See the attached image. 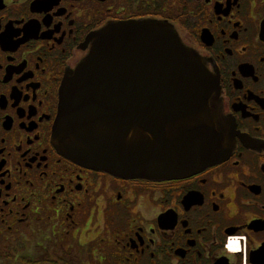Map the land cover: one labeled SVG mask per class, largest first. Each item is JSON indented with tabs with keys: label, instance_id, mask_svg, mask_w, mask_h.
<instances>
[{
	"label": "flooded vegetation",
	"instance_id": "1",
	"mask_svg": "<svg viewBox=\"0 0 264 264\" xmlns=\"http://www.w3.org/2000/svg\"><path fill=\"white\" fill-rule=\"evenodd\" d=\"M124 22L171 25L218 78L224 161L154 181L60 152L64 77ZM0 264H264V0H0Z\"/></svg>",
	"mask_w": 264,
	"mask_h": 264
},
{
	"label": "water",
	"instance_id": "2",
	"mask_svg": "<svg viewBox=\"0 0 264 264\" xmlns=\"http://www.w3.org/2000/svg\"><path fill=\"white\" fill-rule=\"evenodd\" d=\"M64 77L53 139L83 166L165 181L224 161L235 143L219 80L160 22H124L93 37Z\"/></svg>",
	"mask_w": 264,
	"mask_h": 264
},
{
	"label": "clouds",
	"instance_id": "3",
	"mask_svg": "<svg viewBox=\"0 0 264 264\" xmlns=\"http://www.w3.org/2000/svg\"><path fill=\"white\" fill-rule=\"evenodd\" d=\"M227 247L229 249H234L235 250V248H236V241H235V239H230L228 241Z\"/></svg>",
	"mask_w": 264,
	"mask_h": 264
},
{
	"label": "built area",
	"instance_id": "4",
	"mask_svg": "<svg viewBox=\"0 0 264 264\" xmlns=\"http://www.w3.org/2000/svg\"><path fill=\"white\" fill-rule=\"evenodd\" d=\"M238 250H240V247H238Z\"/></svg>",
	"mask_w": 264,
	"mask_h": 264
}]
</instances>
